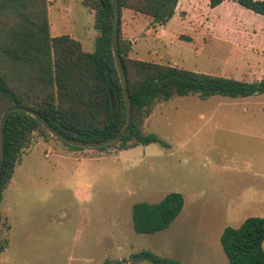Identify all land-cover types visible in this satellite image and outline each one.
<instances>
[{
	"label": "rangeland",
	"instance_id": "374dc122",
	"mask_svg": "<svg viewBox=\"0 0 264 264\" xmlns=\"http://www.w3.org/2000/svg\"><path fill=\"white\" fill-rule=\"evenodd\" d=\"M47 1L51 35L70 34L94 51L96 10L83 0ZM240 9L248 11L235 0L216 7L210 0H179L161 24L123 7L121 38L133 59L260 80L264 55L224 29L231 24L226 13L242 17ZM142 129L167 145L75 149L49 131H35L3 190L0 264H160L134 259L142 250L184 264H229L224 228L264 217V93L176 95L156 103ZM172 191L185 204L171 226L137 233L133 204Z\"/></svg>",
	"mask_w": 264,
	"mask_h": 264
},
{
	"label": "trees",
	"instance_id": "16d2710c",
	"mask_svg": "<svg viewBox=\"0 0 264 264\" xmlns=\"http://www.w3.org/2000/svg\"><path fill=\"white\" fill-rule=\"evenodd\" d=\"M223 1L210 0V5L216 7ZM235 1L264 15V0ZM119 2L121 19L122 8L126 7L164 24L172 18L179 0ZM83 4L96 10L95 27L100 34L94 51L85 50L81 41L70 34L51 35L47 0H0V120L7 108L21 105L39 112L65 136L86 142L110 138L122 129L127 107L112 45L114 2L83 0ZM119 50L131 95L132 120L118 141L99 147L101 150L109 146L127 149L152 142L167 145L158 134L145 133L142 124L156 103L176 95L197 93L205 98L216 94L245 97L264 93V78L248 81L130 58V45L121 38V24ZM38 130L48 131L24 111H13L7 116L0 205L3 190L13 177L23 149ZM64 143L71 148H84ZM184 204V195L179 191L169 192L159 201L135 202L132 206L134 230L150 234L169 228ZM221 243L229 264H264V217L250 216L240 226H226ZM133 257L160 264H184L178 258L161 256L151 250L133 253ZM103 264L124 262L106 259Z\"/></svg>",
	"mask_w": 264,
	"mask_h": 264
},
{
	"label": "water",
	"instance_id": "95a60500",
	"mask_svg": "<svg viewBox=\"0 0 264 264\" xmlns=\"http://www.w3.org/2000/svg\"><path fill=\"white\" fill-rule=\"evenodd\" d=\"M114 2V8H115V20H114V29H113V52L116 60V66L118 69V73L120 75V79L124 88V93H125V100H126V107H127V114H126V122L122 129L114 136L100 140L97 142H86L84 140H79L75 138H71L68 136H65L61 132H59L57 129H55L39 112L36 110L27 107V106H21V105H15V106H10L7 108L0 120V177H1V172H2V167H3V162H4V157H5V151H4V124L6 121L7 116L13 112V111H24L32 116H34L36 119H38L46 128L47 130L55 137L59 138L61 141L79 146V147H90V148H99L111 143H114L118 141L128 130L131 120H132V101H131V95L129 91V85H128V80L124 72L123 68V63L121 59V54L119 50V31H120V24H121V6L119 0H113ZM112 101L113 104H116L115 98L112 95Z\"/></svg>",
	"mask_w": 264,
	"mask_h": 264
},
{
	"label": "crops",
	"instance_id": "0c3cea01",
	"mask_svg": "<svg viewBox=\"0 0 264 264\" xmlns=\"http://www.w3.org/2000/svg\"><path fill=\"white\" fill-rule=\"evenodd\" d=\"M250 11L252 10L248 9L247 11L240 9L238 12L241 13L242 17H238V15H236L237 12H234L233 15L227 12L226 14L231 24L224 29H227L228 34L233 35L234 39L237 37L248 38L247 44L251 51L255 54L264 55V15ZM218 27L219 26L214 24L212 26L213 31L215 32Z\"/></svg>",
	"mask_w": 264,
	"mask_h": 264
}]
</instances>
